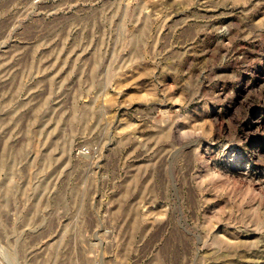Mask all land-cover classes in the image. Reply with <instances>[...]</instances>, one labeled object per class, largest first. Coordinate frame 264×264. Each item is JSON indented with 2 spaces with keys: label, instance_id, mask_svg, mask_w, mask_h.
Listing matches in <instances>:
<instances>
[{
  "label": "rangeland",
  "instance_id": "rangeland-1",
  "mask_svg": "<svg viewBox=\"0 0 264 264\" xmlns=\"http://www.w3.org/2000/svg\"><path fill=\"white\" fill-rule=\"evenodd\" d=\"M0 264H264V0H0Z\"/></svg>",
  "mask_w": 264,
  "mask_h": 264
}]
</instances>
